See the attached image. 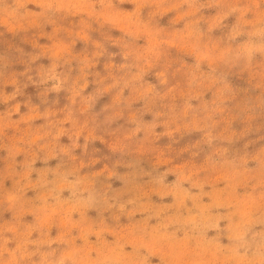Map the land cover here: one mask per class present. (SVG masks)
I'll return each instance as SVG.
<instances>
[{
	"label": "rangeland",
	"instance_id": "rangeland-1",
	"mask_svg": "<svg viewBox=\"0 0 264 264\" xmlns=\"http://www.w3.org/2000/svg\"><path fill=\"white\" fill-rule=\"evenodd\" d=\"M0 264H264V0H0Z\"/></svg>",
	"mask_w": 264,
	"mask_h": 264
}]
</instances>
